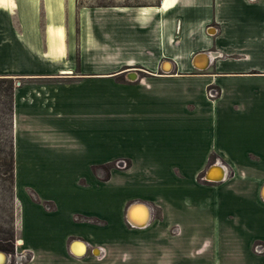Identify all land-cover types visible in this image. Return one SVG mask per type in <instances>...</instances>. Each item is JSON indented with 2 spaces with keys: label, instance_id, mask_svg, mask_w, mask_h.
<instances>
[{
  "label": "crops",
  "instance_id": "0c3cea01",
  "mask_svg": "<svg viewBox=\"0 0 264 264\" xmlns=\"http://www.w3.org/2000/svg\"><path fill=\"white\" fill-rule=\"evenodd\" d=\"M76 2L0 0L14 174L18 158L63 164L53 176L82 185L44 196L51 207L25 199L42 224L20 236L30 264L41 251L55 264H264V0ZM113 162L126 166L102 169ZM213 163L220 180L205 179ZM136 202L144 226L126 218Z\"/></svg>",
  "mask_w": 264,
  "mask_h": 264
},
{
  "label": "rangeland",
  "instance_id": "374dc122",
  "mask_svg": "<svg viewBox=\"0 0 264 264\" xmlns=\"http://www.w3.org/2000/svg\"><path fill=\"white\" fill-rule=\"evenodd\" d=\"M158 2L159 0H77L76 7L104 9L115 6L124 8L127 6L156 5ZM15 86L14 80H0V250L5 251L9 255L7 264H30L29 253L32 252H25L18 244V239H21V236L25 241L34 240L35 237L33 236L34 234L37 235L36 231L42 228V224L34 221L32 223L25 199L27 197L39 198L41 200L40 205L44 204L51 207L49 202L43 201L45 200L44 196L54 194L63 185L75 188L82 185L78 183L80 177L77 180L73 178V180L69 181L68 178L53 176L55 173L52 172L61 171L59 167L63 164H39L37 162L22 161L18 158L15 162L14 174V159L13 161L10 159L13 129L9 95L11 88L14 90ZM65 139L64 133L63 138L59 141H65ZM125 166L122 162L101 165L104 171H108L109 168L113 167L122 168ZM131 185L133 188L134 184ZM43 229H46L45 225ZM39 233H42L41 229ZM221 246L224 247L223 244ZM213 247V245L210 246V252H212ZM47 256L48 253L44 255L42 251L41 253L37 252V257L35 256L34 261L32 259V264H55L48 260Z\"/></svg>",
  "mask_w": 264,
  "mask_h": 264
},
{
  "label": "bare ground",
  "instance_id": "6f19581e",
  "mask_svg": "<svg viewBox=\"0 0 264 264\" xmlns=\"http://www.w3.org/2000/svg\"><path fill=\"white\" fill-rule=\"evenodd\" d=\"M170 68H171V63H169L168 61H165L162 64V69L164 71H168V70H170ZM224 174H225L224 170L221 166H215V167H212L210 169V171L207 174V178L219 180L224 176ZM128 218L132 224H134L136 226H144L150 218L149 207L144 206V205H134L129 210ZM76 241H78V240H76ZM18 244H20V245L22 244L21 239H18ZM71 248H72V251L71 250L70 251L72 252V254H74L77 257L78 256L82 257L86 253L87 245L84 241L82 243L76 242V243L72 244ZM94 253L98 254V249H95ZM6 260L8 263V261H9V255L8 254L6 255Z\"/></svg>",
  "mask_w": 264,
  "mask_h": 264
},
{
  "label": "water",
  "instance_id": "95a60500",
  "mask_svg": "<svg viewBox=\"0 0 264 264\" xmlns=\"http://www.w3.org/2000/svg\"><path fill=\"white\" fill-rule=\"evenodd\" d=\"M165 62V61H164ZM163 62V63H164ZM128 77L130 78V79H135L136 77H137V73L136 72H134V71H130L129 73H128ZM215 166H221V165H219V164H216V163H213L212 165H210L209 166V168L207 169V171H206V173H205V179H208L207 178V174H208V172L210 171V169L212 168V167H215ZM222 168H223V170H224V173H225V169H224V167L223 166H221ZM224 177V176H223ZM222 177V178H223ZM221 178V179H222ZM208 180H214V179H208ZM220 180V179H219ZM134 205H144V206H147L146 204H144V203H140V202H136V203H133V204H131V205H129V207H128V209H127V212H126V218H127V220L130 222V220H129V218H128V213H129V210H130V208L131 207H133ZM148 207V206H147ZM149 210H150V208H149ZM148 222V221H147ZM131 223V222H130ZM132 224V223H131ZM132 225H134V224H132ZM136 226V225H135ZM76 242H78V243H82L83 241H81V240H78V241H76V240H74V241H72L71 243H70V246H69V248H70V250L72 251V244H74V243H76ZM6 252H4V251H1L0 250V264H7V260H6ZM9 262V261H8Z\"/></svg>",
  "mask_w": 264,
  "mask_h": 264
},
{
  "label": "built area",
  "instance_id": "2783aa9c",
  "mask_svg": "<svg viewBox=\"0 0 264 264\" xmlns=\"http://www.w3.org/2000/svg\"><path fill=\"white\" fill-rule=\"evenodd\" d=\"M217 93H218V89L217 88L215 89L214 87H209L207 89V94H208V96L210 98L214 97ZM253 251L255 253H262V252H264V246L262 244H259V243L254 244L253 245Z\"/></svg>",
  "mask_w": 264,
  "mask_h": 264
},
{
  "label": "trees",
  "instance_id": "16d2710c",
  "mask_svg": "<svg viewBox=\"0 0 264 264\" xmlns=\"http://www.w3.org/2000/svg\"><path fill=\"white\" fill-rule=\"evenodd\" d=\"M0 80L2 81H5V80H9L11 81L12 79H9V78H0ZM9 98H10V111H11V115H12V98H13V89L11 88V93L9 95ZM11 146H12V149L10 151V159L11 161H13V144L11 143ZM13 163V162H12Z\"/></svg>",
  "mask_w": 264,
  "mask_h": 264
}]
</instances>
